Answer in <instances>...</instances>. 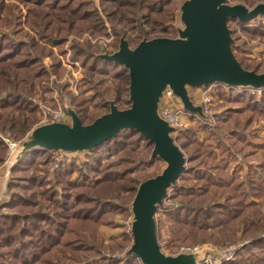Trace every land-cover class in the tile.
Here are the masks:
<instances>
[{
	"label": "trees",
	"instance_id": "16d2710c",
	"mask_svg": "<svg viewBox=\"0 0 264 264\" xmlns=\"http://www.w3.org/2000/svg\"><path fill=\"white\" fill-rule=\"evenodd\" d=\"M21 1L33 2L36 7L47 8L45 11L30 8L26 18L27 24L32 28H40L41 40L60 45L64 32H68L76 21L88 20L86 28L92 33L104 29L102 20L95 11L89 9L81 11L85 3L83 0ZM176 1L103 0L113 5L108 15L113 25L118 24L121 27L116 30L117 35L122 32L127 40L128 33L136 31L134 38L137 44L142 38L151 39L154 32L167 33L170 27L168 23L175 18ZM6 6L4 3L0 5V21L1 13ZM230 20L232 19H228ZM18 21L17 17L15 22ZM246 23L241 22L243 26ZM246 27L244 26V29H251ZM74 29L77 30L76 27ZM258 30L262 31V28ZM127 43L130 44L128 40ZM39 44L33 37L29 42L22 40L15 42L11 41L7 34L0 35V67L7 65L16 69L11 72L0 71V89L9 87V91L0 98V109L28 107V99L24 95L30 93V86L23 85L25 82H22V79H27L24 76L37 77L38 72H34L33 67L40 60L39 54L31 56L28 48H35ZM71 47L73 58L79 59L88 67V71L100 69L106 72L113 66L120 67L115 73L125 79L127 95L125 103L129 106L128 69L119 62L97 57L89 44L74 43ZM15 55L20 57L17 59L12 57L11 61L6 63L7 57ZM238 62L243 68L251 70L241 61ZM23 70L24 72H20ZM253 71L261 73L256 67ZM248 89L234 87L229 93L219 90L218 94L230 106L223 112L221 118L217 116V124L219 127L222 125V131L212 133L213 138L210 135L203 144L191 149L193 143L198 142L194 139L193 129L181 128L178 130V136L172 137L184 153L185 167L178 180L169 185V187L176 185L177 194L182 198L177 206L168 210L167 214L176 224L187 229L184 232L187 233L185 240L195 239L196 233L200 232L201 240L213 237L212 239L219 244L222 241L215 236L217 232L225 235L235 222L240 221L242 224L241 237L244 242L237 245L232 258L222 264H264V218L259 216L260 211L254 200L264 195V144H255L248 137L253 121L264 119V87L259 98ZM116 96L120 100L119 95ZM116 102L117 100L112 103L117 107ZM81 123L84 124L82 121ZM227 133L231 134L232 147L241 153L247 163L243 174L241 171L244 170V166L241 164L228 171L235 156L232 149L222 142V134ZM211 138L216 141L220 152L218 160H214L216 152L210 149L211 145L208 144ZM123 139L127 141L133 139L131 142L134 143L141 139L145 140L151 146L147 163H152L156 159L162 160L159 156L152 155L153 144L135 129H121L115 136L88 150L96 152L100 147L108 145L117 150L119 145L127 143L122 142ZM3 146L0 139V150ZM49 151L50 149L44 146H32L23 152L13 168L14 172L28 169L33 172L23 176L15 174L17 178L7 185L9 198L0 202V246L7 249L0 250V264H144L131 249L123 259L115 254L109 258L105 257L97 244L83 242L78 233H75V228L81 226L89 228L90 225H97L113 211L124 210L122 204L101 196L99 191L106 187L120 186L121 189L129 188L133 193L136 192L138 187L136 189L134 185L124 184L128 181L127 173H120L112 165L103 164L97 155L92 160L82 161L81 166L73 161L62 160L48 172L46 166L43 169L37 167V161L40 155ZM256 151H259V154H255ZM41 170L44 172L43 175L38 173ZM74 171H77L78 175L70 179ZM48 175L52 178L47 181ZM189 179L196 182L188 186L186 183ZM48 183L51 185L47 186ZM14 189L16 192H12ZM38 193L43 200L49 201L51 208L43 207L38 202L36 199ZM220 196H224V201L216 200ZM133 200L134 198L132 202ZM120 201L123 202V199ZM129 235L132 240L131 230ZM233 239L231 241L238 240L234 237ZM88 253H95L96 256L87 257Z\"/></svg>",
	"mask_w": 264,
	"mask_h": 264
},
{
	"label": "rangeland",
	"instance_id": "374dc122",
	"mask_svg": "<svg viewBox=\"0 0 264 264\" xmlns=\"http://www.w3.org/2000/svg\"><path fill=\"white\" fill-rule=\"evenodd\" d=\"M184 0H177L175 3L174 20L169 22V30L166 32H154L151 34L152 38L155 37H179V30L183 29L184 24L180 18V6ZM84 6L82 10L89 9L95 11L102 20L103 31L93 32L86 28L89 24L88 20L76 21L68 32H64L60 45H56L47 40L39 38L40 28H32L27 24L26 18L30 8L37 10H47L45 7H36L33 2L21 0H0L1 3L6 4V8L1 13L0 21V35L7 34L11 41L22 40L29 42L32 37L40 44L37 47H30L28 51L31 56L39 54V62L33 67L34 72H38L37 77L24 76L22 79L23 85L30 86V93H27L28 107H7L0 109V139L4 146L0 150V202L9 198L7 185L16 175H27L32 170L14 172L13 168L18 163L24 151L32 146H43L46 144V138L56 133L54 126L56 124L71 125L74 116L84 124L91 123L98 116L107 113L110 110L112 102L115 103L117 108L125 109L129 107L125 102L127 95L125 93V79L122 75H117L116 70L120 67L113 66L108 71H100L95 69L88 71V67L84 66L79 59L73 58V49L71 45L80 43L81 45L89 44L92 46L93 53L99 57L104 58L105 55H111L119 50V43L124 39V33L117 35L116 30L121 27L116 24L113 25L109 18L108 12L112 8V3L103 2V0H83ZM228 4H242L247 9H252L257 4L263 3L264 0H227ZM108 8V9H107ZM16 17V18H15ZM16 23L15 21L17 20ZM247 22L246 28L241 24L237 18H232L228 21L227 26L230 29V36L232 37V52L236 59L241 61L245 66L251 68H259L261 73H264V13H259L254 18L245 21ZM63 24V23H62ZM172 25V26H171ZM261 25V26H260ZM77 28L75 30L74 28ZM67 28V27H66ZM258 28H262L259 31ZM52 32V31H51ZM53 34V33H52ZM127 36L129 39V47L133 48L137 42L136 31L129 32ZM151 38V39H152ZM131 39V40H130ZM126 40V41H127ZM141 40H146L142 38ZM140 40V41H141ZM136 42V43H135ZM88 46V45H86ZM19 58L20 56L7 57L6 63L11 61V58ZM22 57V56H21ZM10 66L4 65L0 67V71L11 72L15 71ZM41 70V71H40ZM20 72H24L20 71ZM40 75V76H39ZM36 78V79H35ZM1 85V84H0ZM5 86V85H3ZM249 88L250 93L259 98L261 92L252 91L255 86L247 85H228L227 83L214 82L208 86L191 87L186 86L189 98L192 104L198 109L187 110L189 121L183 128L193 129L195 131V141L192 148L197 147L198 144H203L212 133L221 130L217 124V116L221 118L223 112L230 106L218 94L219 90L229 93L232 88ZM264 86H256L262 89ZM255 88V89H256ZM9 91V87L0 89V98ZM118 92V93H117ZM206 92V93H205ZM119 95L118 100L116 95ZM208 95L210 101H206L204 96ZM182 102V101H181ZM183 104V103H182ZM114 105V104H113ZM237 106V105H235ZM204 124V126H202ZM24 128V129H23ZM4 129V131H3ZM222 131V130H221ZM179 131L174 130L170 132L171 137L178 136ZM222 142L229 146L235 156V160L230 163L231 168L229 172L236 165H243L245 172L246 161L243 159L240 152H237L231 145V134H222ZM249 139L255 144H264V119L259 118L254 120L252 128L248 132ZM4 138H10L18 143V148L15 153H9ZM135 138V137H133ZM213 138V136H212ZM210 139V149L216 152V158H220L219 150L214 139ZM133 139L127 141L123 139V145H119L116 149L108 146L100 147L96 152L88 149L78 150H65L62 148L46 147L50 151L47 154L40 155L37 161V167L43 169L45 166L48 172L62 160L73 161L76 165L81 166L84 160H92L97 155L101 158L103 164L112 165L118 172L127 173L128 181L125 186L129 184L134 185L137 189L139 183L143 180L153 177L161 173L165 168L166 162L162 160H154L152 163H147L146 160L150 158L151 146L145 140H138L136 143L131 142ZM179 147V146H178ZM180 148V147H179ZM181 149V148H180ZM199 151V150H198ZM183 152V151H182ZM259 154L256 151L255 154ZM184 154V153H183ZM229 163L230 157L227 158ZM211 165L212 163L209 162ZM214 171V170H213ZM44 174L43 170L38 171ZM77 171L71 174L70 179L77 177ZM98 177V175H96ZM48 175L46 180H51ZM194 179H189L186 185L191 186ZM140 183V184H141ZM174 184V183H173ZM181 184V182L179 183ZM51 184L48 183L47 186ZM59 190V187H57ZM177 186H170L166 190V195L163 200L157 205L154 214L155 219V236L160 250L171 256L182 255L188 264H196L195 256L193 253H184L180 251L181 247H195L203 248H220L223 249L228 245H233L237 249V245L244 242L242 236V224L240 221L235 222L228 230L229 232L222 235L220 232L215 234L222 243H216L211 237L201 240L202 236L196 233L195 239L188 238L185 240L184 233L187 229L176 224L170 217H168V210L179 204L180 194H177ZM12 192H16L15 189ZM99 193L101 196L112 199L116 203L122 204L124 210H116L108 214L97 225H90L89 228L84 226L75 228V233L82 238L83 242L95 243L99 247V251L105 257H112L113 254L120 258H125L131 249L132 240H130V226L133 220L132 213V199L136 192H132L129 188L121 189L118 187L102 188ZM178 195V196H177ZM224 196L216 198V200L224 201ZM38 202L43 207L51 208L48 200H43L38 193ZM123 199V202L120 201ZM260 211L259 216L264 218V195L254 198ZM251 215V214H250ZM181 227V228H179ZM184 233V234H183ZM233 234V236H230ZM235 241H231L234 240ZM238 243V244H237ZM0 250H7L0 246ZM236 251V250H235ZM68 255L71 253L66 252ZM87 257L96 256L95 253H88ZM230 260V259H229ZM228 261V260H224ZM223 261V262H224ZM221 262L220 264H222Z\"/></svg>",
	"mask_w": 264,
	"mask_h": 264
},
{
	"label": "water",
	"instance_id": "95a60500",
	"mask_svg": "<svg viewBox=\"0 0 264 264\" xmlns=\"http://www.w3.org/2000/svg\"><path fill=\"white\" fill-rule=\"evenodd\" d=\"M227 0H184L180 18L184 24L179 37L141 40L134 48L120 40L119 50L105 55L128 69L130 105L110 110L89 124L74 116L71 125L56 124L45 147L65 150L90 149L113 137L121 129H135L152 144V155L166 162L161 173L143 181L132 202L131 250L144 264H188L182 255L164 254L156 241L154 214L166 190L181 176L185 156L170 136L172 128L157 114L159 98L169 86L187 110L198 109L186 86H207L213 82L264 86V73L241 66L231 49L228 19L241 22L264 13V4L252 9Z\"/></svg>",
	"mask_w": 264,
	"mask_h": 264
},
{
	"label": "built area",
	"instance_id": "2783aa9c",
	"mask_svg": "<svg viewBox=\"0 0 264 264\" xmlns=\"http://www.w3.org/2000/svg\"><path fill=\"white\" fill-rule=\"evenodd\" d=\"M243 86H247V85H243ZM255 88L256 87L252 88L253 89L252 91H257L258 93L261 92L260 89L258 88L255 89ZM204 98L206 99V101L208 102L210 101V98L208 97L207 94L206 96H204ZM157 114L172 128V131L179 130L185 127L187 125V122L189 121L187 110L184 108L180 98L174 94L173 90L169 86H166L161 93L157 107ZM4 141L7 145L9 153L12 154L17 151L18 148L17 142H15L10 138H4ZM235 250L236 247L233 245H228L223 249L217 247L210 249L207 248L201 249L198 246L195 247L186 246V247H181L180 249V251L184 253H193L194 255H196L195 256L196 264H220L224 260L231 259Z\"/></svg>",
	"mask_w": 264,
	"mask_h": 264
}]
</instances>
